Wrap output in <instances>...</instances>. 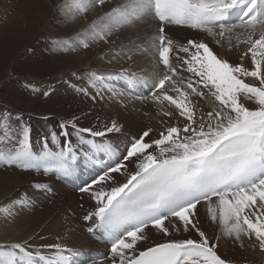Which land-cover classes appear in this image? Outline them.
<instances>
[{"label": "snow or ice", "instance_id": "snow-or-ice-1", "mask_svg": "<svg viewBox=\"0 0 264 264\" xmlns=\"http://www.w3.org/2000/svg\"><path fill=\"white\" fill-rule=\"evenodd\" d=\"M105 2L73 0L70 18ZM147 17L158 22L151 43L163 65L152 85L151 99L173 105L184 118L182 127L167 126L159 138H151L149 128L129 137L123 152L117 154L107 139L103 143L85 140L86 136L104 138L120 133L123 126L117 120L101 128H81V116L74 115L60 123L58 133L44 137L41 148L34 151L31 125L24 114L5 111L0 113V145H6L0 147V163L64 177L73 174L70 161L78 153L86 163H100V171L84 181L79 191L96 202L84 220L93 221L90 233L99 231L110 244L111 264H231L218 254L220 236L210 238L202 230L197 206H207L211 221L219 224L224 237L235 242L254 237L264 250V0H126L77 36L85 37L79 42L87 48V41L106 40L114 30L134 26ZM171 25L204 30L217 38V45L226 40L229 48L234 38L236 45H246L241 61L250 55L252 67L230 63L201 40L174 44L165 31ZM182 72L190 75L185 77ZM246 77L258 85L245 82ZM25 87L40 91L34 85ZM78 90L87 95V89ZM205 90L216 105L208 111L198 109L192 99L205 97ZM51 91L49 85L43 95ZM249 101L256 107H247ZM161 114L172 116L171 112ZM61 139L62 146L54 151ZM100 152L108 155V162L99 160ZM128 164L134 169L129 171ZM120 173L125 175L123 182L114 176ZM150 228L164 236L171 235L170 229L192 231L197 238L167 239L141 249L138 245L146 241ZM44 248L55 249L54 258H47ZM81 255L60 244L39 249L28 241L0 244V264H76L77 260L88 264L87 259H79Z\"/></svg>", "mask_w": 264, "mask_h": 264}, {"label": "bare ground", "instance_id": "bare-ground-1", "mask_svg": "<svg viewBox=\"0 0 264 264\" xmlns=\"http://www.w3.org/2000/svg\"><path fill=\"white\" fill-rule=\"evenodd\" d=\"M12 1L15 0H0V36L6 28L11 30L4 39L0 37V52L6 44L10 46L12 52L11 55L0 59V77L12 62L17 61L18 63L19 60L22 62L20 57L26 60L29 63L28 65H31V68H26L23 72H17L22 76L24 73L34 72L32 68L41 59L49 60L47 63H51V73L42 76L54 78L59 77V73H67L65 79L51 80L53 93L48 96L43 95V93L35 94L31 92L21 82L0 83V86H2L0 88H3L0 93L1 99L10 103L14 108L35 112L41 116L44 115L40 117L42 120H31L30 116H24V119L31 125L30 139L34 151L41 148L44 137L49 136L53 131L58 133L60 123L74 115L81 116V119H83L78 125L81 128H101L110 120H117L123 126L120 133H109L104 138L85 137V140L94 139L96 143H103L107 139L117 149V154L123 152L129 137L136 136V134H140L149 128L152 129L150 137L153 135V138H159L156 135L158 132L156 123L158 122L169 120L173 125L184 123V118L179 117L177 109L170 111L175 118L171 116V119H169L168 116L162 115V111L166 112L168 108L165 107L164 109L155 105L154 101L149 98L150 96L146 97V101L150 99L149 104H146L148 106L140 108L143 97L154 90L152 85L159 78L163 68L153 45L147 46L144 52L141 49L143 59H141V63H135L133 69L121 71L114 68L120 76H110L109 73H104L103 77L96 75L98 70L102 71L101 67L103 66L100 61L92 62L98 46L89 43L87 48L83 47L81 43L79 46V41H82L83 35L78 37L77 34L83 33L82 31L87 23L92 22L95 18L94 15L99 14L102 5L94 6L88 12L71 19L70 17L74 15L73 10L61 6L66 0H39L45 9L37 12L26 8L27 6L23 0H16L19 6L24 7V12L28 13V18L23 16L22 22L34 26L32 32L30 30L32 27L26 29L25 26H23V29L21 28V31L16 32L19 26L15 23H18L16 21L19 20L16 11L12 9ZM5 7V11H3ZM66 10L70 14L65 15ZM40 13H48V17L45 19L39 18ZM31 16L37 17L36 20ZM144 20L143 25L139 27L143 29L150 40L156 34L158 22L151 17ZM20 27H22V24ZM197 31V29L194 30L188 26L171 25L166 28V33L174 39L176 45L180 39L186 40L189 36L195 35ZM14 34L17 38L13 36ZM41 37L56 40L64 38L67 45L64 46V50L57 49L58 46L55 47L51 44L52 42L49 43L48 41L46 43L39 41L40 43L36 45V40H40ZM145 40L149 41L148 39ZM41 48H46L50 55L43 52ZM21 52H23V55L18 56ZM57 63L64 64L58 71L55 69ZM40 64L42 63L40 62ZM39 66L41 67V65ZM90 67H92V70L95 69V72L89 71L88 68ZM41 77L38 78L41 79ZM93 84L95 88L92 87ZM80 88L87 89V95L79 91ZM93 96L96 97L95 100L92 99ZM140 109L151 115L141 117ZM55 116L61 118L51 120ZM12 123L14 130L18 131L17 122L13 121ZM72 143H76L75 134H73ZM62 144L61 139L53 150H58ZM5 146L0 145V147ZM49 147H52V145L49 144ZM83 151L86 152L87 148H83ZM97 157L104 162L109 160L108 155L103 152L97 153ZM70 164L74 168V172L72 175L64 177L56 172L45 175L32 170L21 171L15 166L6 167L3 163H0V244L28 241L36 249H39L41 245L60 244L72 252L81 253L79 259H87L88 264H111L110 244L100 236L99 231L90 233L88 229L93 226V221L84 220L86 214L94 211L96 202L88 193L79 191V186L95 176L102 165L100 163H86L84 157L79 153L74 160L70 161ZM131 165L133 166V164H128L129 171L134 169V166L130 168ZM114 176L120 182L125 179L123 173L114 174ZM110 183L108 182V184ZM108 184L104 185L105 189H107ZM34 185L38 186L34 187ZM34 193L40 198L54 203L42 202ZM21 200L24 202L20 203ZM197 216L206 235L210 238L220 236L218 252L222 253L223 257L236 250L231 245L235 241L222 235L219 224L211 221L207 206L203 203L197 206ZM58 227H60V230ZM170 232V236H164L153 228L147 229V239L141 242L138 247L142 249L145 246H150L156 242H164L167 239L197 238V234L192 231L185 233L183 231L174 232L170 229ZM97 235L100 236L98 240L94 239V236ZM252 242H256L254 238L252 241V239L249 240L245 237L242 242L235 243L238 244L239 248L246 249V251H241L247 260L250 259L253 262L263 260L264 250ZM42 252L47 258H54L56 254L55 249L44 248ZM76 264H79V260L76 261Z\"/></svg>", "mask_w": 264, "mask_h": 264}, {"label": "rangeland", "instance_id": "rangeland-1", "mask_svg": "<svg viewBox=\"0 0 264 264\" xmlns=\"http://www.w3.org/2000/svg\"><path fill=\"white\" fill-rule=\"evenodd\" d=\"M23 1H24V4H26V6H27L26 8L30 9L31 11L37 12V11H40L41 9H45V8H43L42 4H40V1L39 0H23ZM42 1H44V0H42ZM125 2H126V0H106L105 4L101 6L102 8L99 11V14L98 15H94L95 18L92 20V22L94 20H97L100 17H103L104 14L107 13V12H109L113 7H116L119 4H122V3H125ZM11 6H12V9L14 11H16L17 16H18V20H19V21H16L19 24L18 23H15V24L17 26H19V27L22 24V27H20V28L18 27V29H16L17 30L16 32L21 31V28L23 29V26H25L26 29H27V27H29V29H30V27H32V29H30L31 32H32L34 26H31L29 24H26V23L22 22V20L24 18L23 16H25V17L28 18V13L24 12V10H25L24 7L23 6H19L16 3V0L15 1H12ZM61 6L63 8H65V9L66 8H70L71 10H73L72 0H66V2L63 5H61ZM95 6L98 7V6H100V4L97 3V4H95ZM5 9H6V7L3 9V11H5ZM66 12L67 13H65V15L70 14V12H68L67 10H66ZM26 14H27V16H26ZM38 17L39 18L41 17L42 19H45V18L48 17V13H40L38 15ZM32 18L34 20H36L37 17L34 16ZM148 18H146V20ZM144 19H142L140 22L136 23L134 26H125V27H121L119 29H116V31L112 32V34L110 36H108L106 40H99V39H97L95 41H87L90 45H97L98 46V49H97V51L95 53V56L96 57L94 56L92 62L93 63H96L95 61H100V62H102V65L103 66L101 67V70L102 71H99L98 70L97 71V74L95 73L96 75H99V76L103 77V74L104 73H106V74L109 73L110 76H120L118 74V72L115 71L114 68H116L118 70H121V71H127V69H133V66H135V63H138V62L141 63V59H143L141 49L144 52V51H146V47L147 46L152 45V43L150 41L151 39L149 40V38L147 37V35H145V33L143 32V29H141L139 27V26L143 25V21H145ZM92 22H88L87 25H86V27L83 30L87 29L88 26ZM155 25H156V23H155ZM158 26L159 25H157V27ZM166 28H167V26L165 27V31H166ZM192 29L195 30L197 28H192ZM197 30L198 31L195 33V35L189 36L186 40L180 39L177 42V45L186 44V42L188 40H201V41H203L205 43H208L209 46L213 49V51L218 56H222V57L228 59L230 63L236 64V63H241L242 62L245 67H248V68H251L252 67L250 55L247 56V57H244L243 60L241 61V56L243 55V52L246 51V45H244V44L236 45V42H235V39L234 38H233V46L231 48H229L228 43L226 42V40L221 41L222 43L224 42L223 44L220 43L219 45H217L215 43V39H217V38L211 36L208 32H206L204 30H201L200 29L201 32L199 31V29H197ZM10 31H11L10 29L6 28L4 30V33L0 37L2 39H4L5 36L10 33ZM142 32H143L144 35L142 34ZM167 35L170 37L169 34H167ZM13 36L15 38H17V36L15 34ZM144 38L145 39H148L149 41H146ZM170 38H172V37H170ZM50 40H52V41H50ZM83 40H85V37L84 36L82 37V41ZM39 41L40 42H44V43H46V41H48L49 43L52 42L51 44L53 46H55V47L58 46L56 48L57 49H60V50H64L63 49L64 46L67 45V44H56V43H53V41H65L64 38H61V39L56 40L54 38H48L47 39L46 37L45 38L44 37H41L40 40H36V42H35L36 45H38V43H40ZM173 41H174V39H173ZM147 42H149V43H147ZM174 43H175V41H174ZM144 44H145V46H143ZM78 45L80 46V42H79ZM89 47L91 48V46H89ZM41 49L47 55H50V52L46 48H41ZM11 53L12 52H11L10 46L8 44H6V46H3L2 47V50L0 52V59L3 58V57H6V56L11 55ZM22 53L23 52H21L18 56L23 55ZM20 58L22 59V62H20V60L18 61V63H17V61L12 62V64L7 68L6 72L0 77V83H7L9 81H12V82H21L23 86L26 85L25 83H27V85H33L35 83L34 86L37 89H40V91L33 92L30 88H28V89L31 92L35 93V94H42L43 93V90L45 89L44 87L47 88V86L52 85V83H50V82H52L51 80H59V79H65V78H67L66 77L67 73H59V77L56 76L57 78L56 77L52 78V77H44V76H42V75L50 74L51 73V63H47L49 60H46V59H43V60L41 59L39 62L36 63V65L34 66L35 68L34 67L32 68L34 72L24 73V75L22 76L21 74H19L17 72H23L24 69L31 68L30 67L31 65H28L29 63H27L26 60H23L22 57H20ZM40 62L42 64H40ZM38 64L41 65V67ZM63 65L64 64H59V63L55 64L56 71H58V69H60ZM88 70L91 71V72H95L94 71L95 69L92 70V67L88 68ZM181 74L183 76H185V77H187V76L190 75L187 72H182ZM36 76H38V77H41L42 76V77L40 79V78H38ZM244 79H245V82H247V83H256L258 85V81H255L251 77H246ZM141 86H142V84H141ZM0 87H2V86H0ZM2 90H3V88H0V93L2 92ZM54 91H56V90H54ZM151 92H148L149 94L148 95H145V97H143V99H142L143 102L140 103V108H145L146 106H148L146 104H149V102H150V99H151L150 93ZM205 92H206L205 97H202V98L193 97L192 99H193V103L197 104L198 109H203L204 111H208L211 108L215 107L216 105L214 103V99L210 96V94L207 93V90H205ZM50 93H53V92L51 91ZM169 94H173V93H171V91H170ZM146 97L147 98L149 97L150 99L148 101H146V99H147ZM154 104L157 105V106H161L164 109H165V107H167L168 109L166 110V112H170V111L175 110V107L173 105H170L168 102H164V104H162V105L161 104H158L156 102H154ZM4 105H6V106H4ZM246 106L249 107V108H255L256 107V104L254 102L249 101V102L246 103ZM162 108H160V109H162ZM5 111H9V112H12V113H23L24 116L25 115L26 116H30L31 117L30 118L31 120L32 119L33 120L34 119L42 120L40 117L44 116V115L41 116V115H39V114H37L35 112H31V111H27V110L24 111L22 109L14 108L10 103H7L6 101H4L3 99L0 98V113H3ZM199 114L200 113L198 111L197 112V115H199ZM140 115H141V117L142 116L146 117L147 115L149 116L151 114H148L147 111H142L140 109ZM172 117L175 118L174 117V114H172ZM59 118H61V117L55 116L51 120L54 121V119H59ZM67 119H65V120H67ZM169 119H171V117H169ZM80 121H83V119H81ZM172 125H173V123L171 121H169V120H163L161 122L156 123L157 129H158V132L156 133L157 137H159L158 134L161 131H164V129L167 126H172ZM176 126H181L182 127L183 124L176 125ZM136 135H138V134H136ZM151 138H153V135H152ZM133 166L131 165L130 168H132ZM32 173L35 174L34 172H32ZM34 194L42 202H48L50 204L54 203L52 201H48L46 199L44 200V199L40 198L36 193H34ZM58 229L60 230V227H58ZM94 239H97L98 240L99 237L97 236L95 238V236H94ZM229 239H232V238H229ZM252 241H253V239H252ZM252 243H254L255 245L258 246V243L257 242H252ZM235 244H236L235 242L231 244L234 247L233 249H236V250L232 251L231 254H227L225 257H223L222 256L223 254L220 253V252H218V254H220L222 256V258H227L228 260H230L231 261V264H264V259L263 260H256L254 262L251 261L250 259L247 260L246 257H245V255L241 251V250H245L246 251V249L245 248H239L238 247V244H236V245ZM249 257H251V256H249Z\"/></svg>", "mask_w": 264, "mask_h": 264}]
</instances>
